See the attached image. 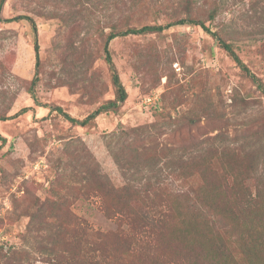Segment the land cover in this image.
Here are the masks:
<instances>
[{
  "label": "rangeland",
  "instance_id": "374dc122",
  "mask_svg": "<svg viewBox=\"0 0 264 264\" xmlns=\"http://www.w3.org/2000/svg\"><path fill=\"white\" fill-rule=\"evenodd\" d=\"M210 10H217L213 20ZM18 15L30 17L34 28L27 19L7 20ZM186 16L218 31L264 82V0H3L0 118L11 117L0 119V247L29 254L22 264H48L37 250L47 230L27 231L33 214L42 217L43 203L46 216L74 215L108 232L118 229L113 208L154 224L145 195L162 207L170 195L201 187L231 206L243 185L253 190L263 180L264 95L214 36L193 24L118 36L108 43L112 69L105 61L110 32ZM113 72L127 92L115 111L80 126L50 110L86 117L115 97ZM23 107L30 109L12 117ZM123 146L136 149L144 169L116 165L110 149ZM132 154L126 147L122 153ZM179 158L190 178L172 175L169 160ZM127 184L141 195L117 191ZM147 185L155 188L145 191ZM251 219L259 220L264 250V207L240 217L238 228L251 229ZM226 227L215 225L214 234L235 264H248ZM137 250L129 264L155 259Z\"/></svg>",
  "mask_w": 264,
  "mask_h": 264
},
{
  "label": "trees",
  "instance_id": "16d2710c",
  "mask_svg": "<svg viewBox=\"0 0 264 264\" xmlns=\"http://www.w3.org/2000/svg\"><path fill=\"white\" fill-rule=\"evenodd\" d=\"M2 2L3 0H0V7ZM216 16L217 10L209 11V20H213ZM22 19L29 20L32 28H34L30 17L18 15L7 20L17 21ZM184 24L197 25L204 32L214 36L240 71L264 95V82L242 61L234 51L232 44L225 41L218 31H212L204 21L189 16L165 24L127 28L118 33L110 32L106 37L103 48L105 61L112 69L108 43L115 37L162 32L172 26ZM33 49L36 67L38 64V44L36 40H34ZM35 81L36 71L31 80V88L34 86ZM112 82L116 88L115 97L99 105L82 119L72 117L60 106H55L50 110L56 111L72 124L88 125L98 115L115 111L126 100L127 92L115 72L112 74ZM32 97L35 104H38L36 98ZM28 109L30 107H23L12 117L25 113ZM10 117H1L0 119L5 120ZM1 139L2 142L5 141L3 137ZM125 147L133 152L127 158L122 155ZM110 152L114 162L123 172L131 167L135 171H140L138 167L145 168V165L138 160L140 158L136 149L123 146L116 150L110 149ZM155 161L153 160L147 165H152L150 171L154 169ZM169 163L174 166L171 169L173 176H178L181 180L192 176L193 173L185 168V162L180 158L174 161L169 160ZM108 187L111 190L109 185ZM153 188L155 187L147 185L145 191L153 190ZM117 191L125 196L129 194L141 195L140 190L134 189L128 184ZM235 195L237 196V202L235 205L230 206L218 199L213 190L206 191L200 187L198 190L191 189L188 192L170 195V201H167L162 207L161 204L159 205L153 200L152 204L155 205H152L150 199L147 201L148 195H145L147 198L143 201L149 204L148 208L154 224L147 222L134 212L125 211L124 207H122L123 209L113 208L110 210L112 211L111 217L116 220L118 229L108 232L95 230L91 225L83 224V221L74 215H71L69 219H58L55 214L46 216L42 213L46 208L44 207L46 204L43 203L37 208L42 217L33 214L27 224V231L34 227L47 230L46 236L39 241L37 250L43 255L42 260L48 264H129L127 256L137 249L150 250V256L155 258L152 259L150 264H235L232 257L225 252L224 247H222L220 240L213 231L215 225L227 224L226 232L232 240L236 241L241 250V255L249 257L248 264H262L264 250L259 246L262 244L259 236L261 233L260 225L257 223L259 220H250L251 229L248 225L240 229L238 228V219L240 217L249 218L264 207V178L255 189L252 190L243 185ZM47 217L52 218L53 221L48 220ZM67 229L71 231L68 232ZM173 248L176 250L171 251ZM161 256L164 257L159 262L158 259ZM27 257H29V254L25 251H17L11 246L7 249L4 246L0 247V264H22V260H27Z\"/></svg>",
  "mask_w": 264,
  "mask_h": 264
}]
</instances>
